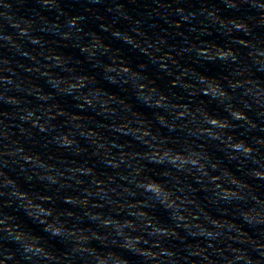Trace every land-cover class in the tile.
I'll return each instance as SVG.
<instances>
[{
    "label": "water",
    "instance_id": "water-1",
    "mask_svg": "<svg viewBox=\"0 0 264 264\" xmlns=\"http://www.w3.org/2000/svg\"><path fill=\"white\" fill-rule=\"evenodd\" d=\"M0 264H264V0H0Z\"/></svg>",
    "mask_w": 264,
    "mask_h": 264
}]
</instances>
